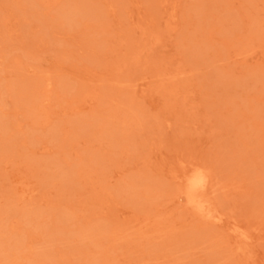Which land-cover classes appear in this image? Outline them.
Here are the masks:
<instances>
[{"label": "rangeland", "instance_id": "rangeland-1", "mask_svg": "<svg viewBox=\"0 0 264 264\" xmlns=\"http://www.w3.org/2000/svg\"><path fill=\"white\" fill-rule=\"evenodd\" d=\"M0 264H264V0H0Z\"/></svg>", "mask_w": 264, "mask_h": 264}, {"label": "bare ground", "instance_id": "bare-ground-1", "mask_svg": "<svg viewBox=\"0 0 264 264\" xmlns=\"http://www.w3.org/2000/svg\"><path fill=\"white\" fill-rule=\"evenodd\" d=\"M189 184H190V182H189ZM204 184H205V178H203V175L201 176L200 174L199 175L195 174V176L191 179V185L190 186L192 187V191L193 190L196 191V190L201 189L204 186Z\"/></svg>", "mask_w": 264, "mask_h": 264}]
</instances>
